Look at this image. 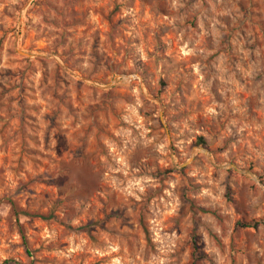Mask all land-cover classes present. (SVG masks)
Wrapping results in <instances>:
<instances>
[{"label": "rangeland", "instance_id": "1", "mask_svg": "<svg viewBox=\"0 0 264 264\" xmlns=\"http://www.w3.org/2000/svg\"><path fill=\"white\" fill-rule=\"evenodd\" d=\"M0 264H264V0H0Z\"/></svg>", "mask_w": 264, "mask_h": 264}, {"label": "trees", "instance_id": "2", "mask_svg": "<svg viewBox=\"0 0 264 264\" xmlns=\"http://www.w3.org/2000/svg\"><path fill=\"white\" fill-rule=\"evenodd\" d=\"M201 140V139H200Z\"/></svg>", "mask_w": 264, "mask_h": 264}]
</instances>
